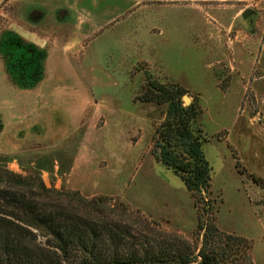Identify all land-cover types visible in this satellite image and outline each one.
I'll list each match as a JSON object with an SVG mask.
<instances>
[{"label":"rangeland","instance_id":"1","mask_svg":"<svg viewBox=\"0 0 264 264\" xmlns=\"http://www.w3.org/2000/svg\"><path fill=\"white\" fill-rule=\"evenodd\" d=\"M95 1L0 0V168L105 198L96 209L131 231L132 250L166 236L199 248L192 198L150 153L166 106L136 101L147 75L179 85L203 112L216 226L249 241L253 264H264V79L250 82L264 64V0L222 17L217 2L112 10ZM68 5L78 8L61 9ZM226 35L236 39L224 40L228 50ZM26 194L44 204L36 188Z\"/></svg>","mask_w":264,"mask_h":264},{"label":"trees","instance_id":"2","mask_svg":"<svg viewBox=\"0 0 264 264\" xmlns=\"http://www.w3.org/2000/svg\"><path fill=\"white\" fill-rule=\"evenodd\" d=\"M187 95L179 85L147 75L136 101L166 106L164 118L154 126L150 153L192 198L199 248L179 236H166L157 246L132 250L127 245L134 238L131 231L96 209L105 198L87 200L76 191L49 189L39 176L35 183L0 168V264H253L251 243L216 226L212 170L203 152L208 142L200 125L203 112L195 97L184 105ZM32 187L44 204L26 194ZM66 197L76 207L67 205ZM39 234L44 242L38 241Z\"/></svg>","mask_w":264,"mask_h":264},{"label":"crops","instance_id":"3","mask_svg":"<svg viewBox=\"0 0 264 264\" xmlns=\"http://www.w3.org/2000/svg\"><path fill=\"white\" fill-rule=\"evenodd\" d=\"M147 1H151V0H110V1H104L105 4H103V5L106 8L112 9V10L113 9H120V8L132 9V8H139V7H141ZM188 1L190 3H193L195 7H200L201 6V3H213V2L222 3V5H220V6H222V9L223 10L218 11V14H220L219 15V17H220L221 15H223V13L226 12L224 9H231V8L235 7L236 4H242L243 2H246V1H249V0H188ZM92 5H93L92 8L99 7L98 3L95 0H92ZM76 8H78V7L75 6V5H68V6L62 7L61 9H67V10H69V12L71 14V12H73L74 9H76ZM243 13H244L243 11H240V13L237 14L234 17V20H237L238 15H242ZM78 16L76 15L74 21L77 22V23H79V24H82L81 23V20L82 19L81 18L79 19ZM115 16H117V15H115ZM115 16H113L112 18L110 17L111 18V21H112V19L116 18ZM258 20H259V22L260 21H264V16H261ZM223 22L224 21L221 19L220 20V23H223ZM92 23H94L93 20H92ZM208 37L212 38V36L210 34H208ZM224 37L225 38H220L219 39L220 42L222 43V44L221 43L220 44H221V46L224 45V47L228 50L231 46H229L228 43L225 44L224 43V40H225V42L228 40L231 43H235L236 39L235 40H232L228 35H226ZM253 38H255V32L251 35V44L249 45V47H251L250 50H252V48H253L252 47V42H254V39ZM214 40H216V38H214ZM237 44L240 45L239 43H237ZM238 47L241 48V46H238ZM234 48L236 49L237 48V45H235ZM261 65H262V67H260V69H259V74L257 76L251 75V78L252 79H251L250 82H251L252 85H255L258 81H263V79H264V64H263V62H262ZM241 76H242V78H244V75H241ZM254 93H255V91H254ZM256 96L258 97V94L257 93H255V97ZM261 114H262V112L259 111V116ZM263 115H264V113H263Z\"/></svg>","mask_w":264,"mask_h":264},{"label":"water","instance_id":"4","mask_svg":"<svg viewBox=\"0 0 264 264\" xmlns=\"http://www.w3.org/2000/svg\"><path fill=\"white\" fill-rule=\"evenodd\" d=\"M251 14L250 10H246L243 14H242V18H247L249 15ZM183 102L185 105H189L190 104V100L187 96L183 97Z\"/></svg>","mask_w":264,"mask_h":264}]
</instances>
